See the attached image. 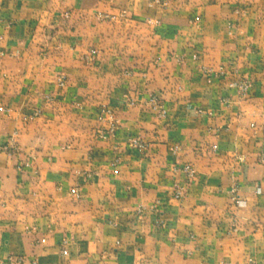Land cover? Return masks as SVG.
<instances>
[{"label":"crops","instance_id":"1","mask_svg":"<svg viewBox=\"0 0 264 264\" xmlns=\"http://www.w3.org/2000/svg\"><path fill=\"white\" fill-rule=\"evenodd\" d=\"M262 150L264 0H0V264H264Z\"/></svg>","mask_w":264,"mask_h":264},{"label":"built area","instance_id":"2","mask_svg":"<svg viewBox=\"0 0 264 264\" xmlns=\"http://www.w3.org/2000/svg\"><path fill=\"white\" fill-rule=\"evenodd\" d=\"M57 82L62 86L65 84V78L64 76H60L57 79ZM249 83L248 81H243L240 83L239 88L242 92H245L248 89ZM152 109L156 112H158L159 116L164 117L166 115V109L163 107V105L159 102V99L157 97H153L152 98ZM126 105L131 106L134 104L133 100H128L127 102L125 101ZM39 111H35L32 114V118L38 116ZM97 120L104 122L106 124V127L99 130L97 132V136L100 139H108L112 136L115 135L116 131L119 128L120 125V120L119 117L117 115V110L114 106L110 105V104H104L102 105L98 112H97ZM17 131H14L13 134L10 137L9 142L2 147V149L8 151L9 153L14 152L17 149L16 146V136H17ZM131 146L139 151H143L146 148V143L139 137H132L129 140ZM259 161L261 163H264V150H262L259 154ZM184 171L187 175L188 179H192L195 176V172L193 170V168L191 167V165H186L184 167ZM236 191L237 188L233 187L231 189L232 192V198L234 200H236V202L238 203L239 206H243L245 204V202L243 200H240L238 198H236ZM257 191L260 192L261 189L258 187ZM182 193L181 190L179 188H176L175 190V197L176 198H181ZM64 254H67V251H63Z\"/></svg>","mask_w":264,"mask_h":264}]
</instances>
